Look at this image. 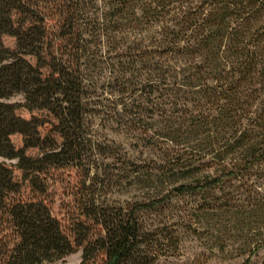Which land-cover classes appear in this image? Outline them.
I'll return each mask as SVG.
<instances>
[{
    "label": "trees",
    "instance_id": "1",
    "mask_svg": "<svg viewBox=\"0 0 264 264\" xmlns=\"http://www.w3.org/2000/svg\"><path fill=\"white\" fill-rule=\"evenodd\" d=\"M103 47L132 102L141 92L170 103L172 123L159 134L173 146L163 153L168 172L210 159L220 183L264 161V0H0V158L17 161L23 174L0 162V264H42L80 250L81 264L154 260L148 250L158 230L146 215L164 198L93 202L67 227L44 200L50 171L81 159L88 82ZM140 66L148 84L138 88ZM188 188L197 189L177 191Z\"/></svg>",
    "mask_w": 264,
    "mask_h": 264
},
{
    "label": "rangeland",
    "instance_id": "2",
    "mask_svg": "<svg viewBox=\"0 0 264 264\" xmlns=\"http://www.w3.org/2000/svg\"><path fill=\"white\" fill-rule=\"evenodd\" d=\"M5 45L15 49L16 41L6 38ZM107 50L103 49L102 65L88 82L94 93L89 98L81 159L49 174L44 200L54 216L67 227L93 202L117 207L164 198L146 215L158 230L149 244L151 264H264V161L247 175L223 177L220 183L214 182L222 176L220 169L210 159L201 168L168 172L163 153L173 146L159 134L172 123L170 103L158 93L147 99L141 92L135 96L139 103L132 102L121 92L119 72L111 70L109 56L104 57ZM136 72L138 88L148 84L141 66ZM153 84L158 86L157 81ZM124 103L132 115L124 112L129 111ZM20 113L31 118L26 111ZM13 141L17 148L23 147L21 137ZM0 162L13 167L16 178L22 179L17 161L0 158ZM182 185L197 189L180 193ZM24 196L31 198L28 188ZM82 259L80 250L42 264H81Z\"/></svg>",
    "mask_w": 264,
    "mask_h": 264
}]
</instances>
